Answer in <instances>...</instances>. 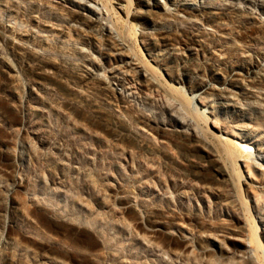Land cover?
Here are the masks:
<instances>
[{
  "label": "rangeland",
  "instance_id": "obj_1",
  "mask_svg": "<svg viewBox=\"0 0 264 264\" xmlns=\"http://www.w3.org/2000/svg\"><path fill=\"white\" fill-rule=\"evenodd\" d=\"M111 2L0 0V264H110L92 257L105 251L103 244L91 230L69 220L65 200L60 202L64 196L47 197V205L58 206L63 220L31 203L39 178L55 179L66 188L76 181L95 198L98 194L90 189L98 172L105 180L109 176L99 196L107 198L110 208L122 199L135 206L118 224L132 221L137 213L152 216L174 228L156 240L165 250L176 249L177 230L182 229L212 255L202 262L171 261L151 248L156 264H235L247 251L246 258L264 264V225L259 223L262 214L255 211L264 212V0H146L140 5L145 12L156 5L147 23L131 16L134 0H126L124 12ZM177 4L188 11L176 12ZM192 8L212 10L220 20L209 21ZM168 10L175 15L169 16ZM86 15L111 25V36L136 67H123L125 57L108 48L109 35L93 31ZM231 76L230 88L238 94L229 99L221 91L229 87ZM200 84L209 89L199 97ZM180 119H188L193 128L178 125ZM182 129L199 135L214 154L199 152L211 158L196 174L186 158L197 153ZM115 130L124 137L128 131L145 135L163 151L155 157L136 154L147 170L158 171L160 187L154 185L145 206L134 198L140 180L134 184L128 175L136 165L129 163L126 171L119 164L131 153L113 141ZM247 148L253 170L242 156ZM94 149V154L104 149L110 164L102 160L97 168L90 159V168L84 163ZM88 170L93 175L85 176ZM165 177L174 184L171 196ZM28 224L44 228L54 244L35 237ZM126 224L123 232L128 233ZM61 238L66 247L68 240L75 241L77 248L72 247L85 253L65 254L57 245ZM125 245L128 253L145 254V247H130L128 241Z\"/></svg>",
  "mask_w": 264,
  "mask_h": 264
},
{
  "label": "bare ground",
  "instance_id": "obj_2",
  "mask_svg": "<svg viewBox=\"0 0 264 264\" xmlns=\"http://www.w3.org/2000/svg\"><path fill=\"white\" fill-rule=\"evenodd\" d=\"M119 1L120 0H115L114 2H111V0H110V2L114 4L113 7L115 8V10L117 9V10H120V11L124 12L125 8L127 7L126 0H123V2H125V4L122 3V2H119ZM134 1H135V4H136V7L133 9V12H132L131 16L133 17V19H136L137 21L144 20L147 23L148 19H150V16H152V15H154V13H156L154 11V8L156 7V5L152 4L151 6H149L148 11L145 12L144 10H142L140 5L143 4L144 2H146V0H134ZM85 8L88 9V11L90 13H95V14L97 13L95 11L96 9L94 10L91 7H88L87 5H85ZM175 9H176V12H183L184 13V12L188 11V8H186V6L181 5V4L175 5ZM228 9L229 8H227L226 10H228ZM191 11H197V13H200L201 16H205L209 21L219 22V20H220V18H213V14L210 13V12H212V10L211 11H200L197 8H192ZM167 12H168L169 16L170 15H172V16L175 15V10L174 11L173 10H168ZM84 20H86L87 23L88 22H93L92 28H91L93 31H101L106 36L109 35L110 38L107 40V46H108L109 49L112 48V47L115 48L119 52L118 54H120V55L125 57V60L123 62V64H124L123 67H136L128 59L127 54H125V48L122 46V44L118 40H116V38L114 36H111L112 35L111 25L107 21H105L103 19H100V18H93L92 16H87V15L84 18ZM147 37L150 38V40L153 39L149 35H147ZM20 45H21V43H20ZM254 73L255 72L251 70L250 74L252 75ZM233 78H234V76H231V78L228 81L229 87H225L221 91V93L224 94L229 99L233 98V96L238 94L236 91H234V90H232L230 88V83L232 84V82L234 81ZM151 85L154 86L153 83H151ZM208 89H209V87H208L207 84H200L199 88H198V92H200L199 97L202 94L206 93ZM139 121H140V119H139ZM176 122L178 123V125H181L183 128L186 127L187 129H190V127L192 126L188 119L187 120L183 119L182 121L180 119L179 121H176ZM191 128H193V127H191ZM185 130H183L184 132L181 131V130L180 131H181L182 134H185V138L188 140V143L190 144L192 149H194V151L197 153L196 155H191V157H187L186 161L190 162V168L192 169V171H191L192 174H196V172L198 173V170L200 171L201 168L204 169V167L207 166L206 162L208 161V158H211L209 156H207V157L205 156L204 157L199 152L203 150V151H206L208 153V155H214V154H212L213 151L210 148V146H208L207 142H205L199 135H195L194 133L190 134L188 132H185ZM174 132H176V131H174ZM194 132H196V131H194ZM143 136H145V135H143ZM143 136L138 135L137 133H135L133 131H128L127 135L125 137H124V133L121 132V131H118V130H115L112 133V139H113L114 142H116V145L119 143L120 146L123 149H125L127 152L131 153L130 156L128 154L127 155L123 154L124 156L120 159V163L119 162L118 163L125 170H126V168L129 167V163H131V165L135 164L136 165V169L139 170L138 174H136L137 170L135 171L133 169L134 171H132L130 169L129 170L130 173H128V175L130 176L131 181H133L134 184L137 183L136 180H140L139 181V187L134 188V189H136L135 190L136 192L134 193V198L139 200V203L142 206H145V204L148 201V200H146V198H150V197H152V194H154V185H158L160 187V185H159L160 183H158L156 181L157 177H158V175H156V171L157 170L156 171H152V172L147 170L142 164L139 163L140 160H139V157L136 156V154L138 155L139 153H141L142 156H144V157H146V155H150V157H155V156L162 155L163 151L161 149H159L157 146H155L153 143H151L147 139V137L145 138ZM212 147H213V145H212ZM74 148H75V146H74ZM219 149H220V147H219ZM221 149L220 150L216 149V150H218V152L220 153L223 150V149L222 150ZM248 149L249 148H247L245 151H242V154L245 153L242 156L246 160V163L248 162L247 163L248 164L247 167H249V170H250V168L252 169V167L255 168L256 166H255L254 161L252 160L253 154L251 155V153H250V151H248ZM95 150L96 149H94L92 152L88 151L89 152L88 154L91 155L92 157L90 156V157H88V159H85L83 161L90 168L92 167V165L90 164L91 163L90 159L94 160V162H96V164H98L96 166L97 168H99L102 165V163H100L102 160H104V161L106 159L110 160V157L107 156V154L104 152V149L101 150L97 154L96 153L94 154ZM84 151H85V149H84ZM229 151H231V150H229ZM33 152H34V149H33ZM224 152H226V151L224 150ZM231 153L233 154L234 152L232 151V152H230V154ZM88 154H86V155H88ZM31 155H32V153L30 154V156ZM40 155H41V152H40ZM40 155H39V157H40ZM220 155H221V153H220ZM21 156H23V154H21ZM235 156H237V155H235ZM238 157H241V155L237 156V158ZM68 158H69V156H68ZM75 159H76V157H75ZM238 159L241 160L240 158H238ZM73 160L74 159H72V161ZM143 160L147 161V159H145V158ZM53 161L51 160L52 163H53ZM35 162L36 161H34V163ZM51 162H50V164H51ZM69 162H68V164H69ZM66 163L67 162H65V164ZM146 163H148V162H146ZM105 164H110V162L106 160ZM93 165H94V163H93ZM61 168H62V166L60 167V169ZM70 169H71V167H70ZM116 169L117 168L114 167V171H116ZM63 170H65V169H63ZM112 170H113V168H112ZM77 171H78V169L76 170V172ZM88 171H89L90 174L87 171H85V174H86L85 176H87V177L91 176V174L94 173L91 170H88ZM54 173H56V171ZM67 173L70 174V176H71V170H69ZM117 173H116V176H117ZM157 173H158V171H157ZM119 174L121 175L122 173H119ZM52 176L53 175H51V177ZM54 177H52V178H54ZM62 177H63V175H62ZM120 177H122V175ZM108 178H109V176H106V180ZM54 180L55 179H53L52 181H48L47 179L43 178L41 180L39 178L38 181L35 182V184H36L35 188L38 191H37V193L35 195V198L31 199V203H32L33 207L34 208L43 207V208H45V210H48L50 212V214H52L53 217L58 218L60 220H63L64 217L62 216V213L61 214L59 213V207L58 206H53L52 207V206L47 205V197L55 199V198H60V197L64 196V198L60 202L62 203L65 200L64 201V206H65V208L68 211V215L70 217L69 220L71 222H74V223L78 222L79 225L82 226L81 228H83V230H84V228H88L89 230H91L93 232L94 236L98 237L100 239L101 243L103 244V247H104V250H105L104 252H97V253H93L92 254V257L94 259H96L97 261H102L103 263L104 262L106 263V262L109 261L110 264H156L155 263L156 259H154L152 253H150L151 248H154V249L157 248V249H155L156 252L166 254L171 261H173V260H175V261L176 260H180V261L197 260L196 262H198V261L202 262L203 260H207L206 259L207 256L211 257V258L209 257L208 260L212 259V255H208V251L210 249L202 248V247H200V245L197 246L194 243V241H192V239L189 237V233H187L186 231H183L182 229L177 230L179 232V234H177L176 238H175L176 241L178 242L176 249L175 248L174 249L170 248L171 249L170 251L165 250V246L163 245V243L161 241L156 242V240H157L158 237L164 235L165 233H169L168 229L173 230L174 228H172L170 225H167L163 220L155 219L152 216H148V215H143L141 213H137V215L134 216L132 221H128L126 219L128 221L127 224H126V220H125V222L122 220L121 223L118 224L119 217L122 214H124L125 212H129L132 209H134L135 206L133 207V205L130 203V201H126L127 199L126 200L122 199V200H120V202H119L120 205H118V207L114 206L113 208H110L109 204H108V202L106 200L107 198L101 199V197L99 196V193H100L99 188L102 187L104 185V183L106 182V180L104 178H101V172H98L96 178L94 179V182H93L94 189H90L91 190V192H90L91 194H95V192H96V194H98V195L95 196V198H92L90 195L86 194L85 191L82 189V187L76 186V183H77L76 181H75V183L71 181L70 187L68 186L69 188H66L64 185L56 184ZM110 180H112V179L110 178ZM119 180H120V178H118V181ZM156 182H157V184H155ZM165 182L167 184L166 187L168 186V188H169L168 189V194L171 196L173 194L174 187H172V186L174 184L169 180L168 177H165ZM114 185H118V184H114L113 183V187H114ZM245 185L247 187H252V188H256V189H260L261 188L260 185H255V184H252L250 182H246ZM83 188L85 190H88L89 189L88 184H85ZM132 191H133V189H132ZM160 191H161V189H160ZM106 196H107V194H106ZM230 200H228L227 202L231 204ZM151 202H152V200H151ZM233 204L234 203H232V205ZM234 207H235V205H234ZM235 210H238V209H235ZM109 211H112L111 215L109 214ZM255 211L259 215L262 214V217L259 219V223L261 224V226H263L264 225V212L261 211L260 209L256 208V207H255ZM260 211L262 213H260ZM185 216H187V215H185ZM122 219H124V217H122ZM36 222L39 223V219H37ZM124 224H126V226L128 227V228L126 227L128 233L123 232L124 231L123 228L125 226ZM28 226H29V228L31 230V233L34 234L35 237H38V238L44 240L46 243H48L50 245L54 244L52 242V240H53L52 237L51 236H47V232H46V230L44 228L39 227L38 225L36 227V225H32V224H28ZM182 226H183V224H182ZM263 228H262L261 237H263V239H264V229ZM111 232H113V233H111ZM121 235L127 236V239L126 240H121L120 239ZM174 235H175V233H174ZM62 240H64V239L63 238L59 239V243H57V245L60 246V248H63V250H61V251H64L65 254H72V255L76 254L77 255V254H84L85 253L84 251L76 249L77 246H76V242L75 241L72 243L70 240H68L67 243L69 245H67V247H66V245L62 243L63 242ZM126 241L129 242L130 247L135 246L137 248L139 247L140 249H143L145 247L144 250H143V252L145 254L136 255L135 252L128 253V250H127L126 245H125ZM72 245L74 247H76V248L72 247ZM168 245L171 246L170 243ZM243 246H245V248H246L247 244H245ZM65 247L68 248L67 249L68 251L66 249H64ZM78 248H81V247H78ZM246 249H245V251H246ZM246 253H248V251L245 252V255L242 256L243 258L240 260V262L235 263V264H254V260L252 259L251 256H249L247 254L248 256L246 258Z\"/></svg>",
  "mask_w": 264,
  "mask_h": 264
}]
</instances>
